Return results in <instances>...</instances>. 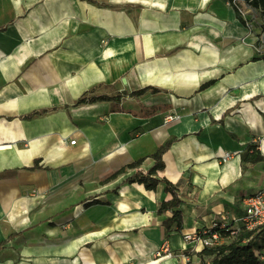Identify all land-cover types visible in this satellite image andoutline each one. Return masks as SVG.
I'll use <instances>...</instances> for the list:
<instances>
[{
    "label": "crops",
    "instance_id": "crops-1",
    "mask_svg": "<svg viewBox=\"0 0 264 264\" xmlns=\"http://www.w3.org/2000/svg\"><path fill=\"white\" fill-rule=\"evenodd\" d=\"M262 20L246 0H0V264H199L185 235L264 187V162L241 158L264 156ZM91 90L118 98L77 106ZM171 138L158 178L182 203L159 215L164 184L109 179Z\"/></svg>",
    "mask_w": 264,
    "mask_h": 264
},
{
    "label": "trees",
    "instance_id": "trees-1",
    "mask_svg": "<svg viewBox=\"0 0 264 264\" xmlns=\"http://www.w3.org/2000/svg\"><path fill=\"white\" fill-rule=\"evenodd\" d=\"M250 3V0H246ZM255 8L261 10L262 16L264 17V0H253L251 3ZM264 59V57H262ZM213 83H208L202 86V90H205ZM151 90L154 93H158L157 89L146 88L136 92L135 96H141ZM94 91L91 90L85 93L77 102L76 105L83 104H94L97 102H111L112 100H117L118 97H94L91 94ZM49 111H40L35 112L29 116L27 119H31L36 116L44 115ZM177 140L171 138L165 141L152 155L140 159L138 161L132 162L127 166L121 168L119 171L114 173L109 180L117 178L119 175L127 173L129 170H136V173L128 178L125 181V184H141L144 185L146 190L152 191L156 190L160 184L165 185V190L167 193L172 195V199L168 202H165L161 205L158 210L159 215H163L168 211L178 209L182 203L180 186L173 184L165 178H158V172H161L165 168L163 157L170 150L172 145ZM152 159L155 162L153 168L149 171L144 172L141 169V166L148 159ZM242 163L244 164H257L259 162H264V156L261 155V152L258 150L257 144H250L247 146L241 153ZM39 168V162H36L34 167L29 168V170H34ZM94 204L98 202L94 201ZM232 224V223H231ZM228 224L226 229L216 228L213 231L218 232L222 237L225 238L223 244L205 247L203 251L199 254L200 263L199 264H264L263 255H264V226L260 227L255 231H247L241 229L240 232L236 235L231 234L232 225ZM176 225L177 229L180 230L183 227V215L181 212L176 211L171 219L166 221V228ZM212 226V225H211ZM205 228L203 230H207ZM188 256V255H187ZM191 264V262L189 263Z\"/></svg>",
    "mask_w": 264,
    "mask_h": 264
},
{
    "label": "built area",
    "instance_id": "built-area-1",
    "mask_svg": "<svg viewBox=\"0 0 264 264\" xmlns=\"http://www.w3.org/2000/svg\"><path fill=\"white\" fill-rule=\"evenodd\" d=\"M238 0H226L227 4L234 6ZM253 0H250L252 3ZM179 119V116L174 112H168L164 118V123L168 124ZM72 145L75 144L71 142ZM232 155L227 153L225 159H230ZM243 215L236 221L232 222L231 234L236 235L241 229L247 231H255L260 227L264 226V187L259 191L245 195L242 197ZM229 223H218L213 222L212 226L207 230H200L195 233L185 235V240L190 243L202 244L205 247H211L219 244H223L225 238L222 237L218 232L213 231L216 228L226 229ZM229 231V229H226ZM157 258L171 259L174 257L173 252L169 244L166 242L161 249L156 253ZM264 257V255H263ZM188 263L191 262L189 256H185Z\"/></svg>",
    "mask_w": 264,
    "mask_h": 264
},
{
    "label": "rangeland",
    "instance_id": "rangeland-1",
    "mask_svg": "<svg viewBox=\"0 0 264 264\" xmlns=\"http://www.w3.org/2000/svg\"><path fill=\"white\" fill-rule=\"evenodd\" d=\"M262 24H263V28H264V20H262ZM263 33H264V29H263Z\"/></svg>",
    "mask_w": 264,
    "mask_h": 264
}]
</instances>
